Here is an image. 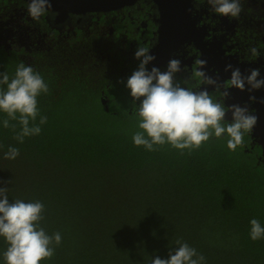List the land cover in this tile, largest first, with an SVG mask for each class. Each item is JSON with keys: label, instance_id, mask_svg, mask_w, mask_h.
I'll use <instances>...</instances> for the list:
<instances>
[{"label": "trees", "instance_id": "16d2710c", "mask_svg": "<svg viewBox=\"0 0 264 264\" xmlns=\"http://www.w3.org/2000/svg\"><path fill=\"white\" fill-rule=\"evenodd\" d=\"M13 3L0 0V17ZM23 55L0 46V72L11 78L23 62L42 76L49 92L37 106L47 122L18 143L19 125L4 128L0 112V187L10 202L43 203L39 226L61 234L41 264H151L177 240L204 264H264V238H250L253 218L264 226V166L259 148L244 147L247 133L235 151L215 136L191 151H148L133 143L137 119L118 83L98 80L70 51L34 52L32 62ZM9 146L19 149L14 160L4 158ZM7 247L0 237V264Z\"/></svg>", "mask_w": 264, "mask_h": 264}, {"label": "clouds", "instance_id": "9594fccd", "mask_svg": "<svg viewBox=\"0 0 264 264\" xmlns=\"http://www.w3.org/2000/svg\"><path fill=\"white\" fill-rule=\"evenodd\" d=\"M207 3L222 17L235 18L241 12L240 0H207ZM50 9V0H29L27 13L32 20H38ZM251 52L259 54L256 48ZM134 59L138 61L137 67L126 81L134 105L132 114L137 119L138 130L132 135L134 145L155 151L154 146L169 144L177 150L191 151L215 136L226 137L228 149L235 151L243 143L244 134L256 125L257 116L248 104H226V100L231 95L230 89L251 93L264 88V78L260 77L258 68L250 69L245 75L240 68L228 64L225 71L231 73L230 78L221 83L202 70L207 61L201 59L196 61L198 67L193 76L199 78L203 86L193 89L185 86L187 81L182 84L176 80L182 70L179 59H169L161 70L153 65L156 57L141 46L135 49ZM208 88L223 99H214ZM48 92L42 76L23 62L11 78L6 71L0 72V112L6 114L2 124L14 132L19 125L14 137L18 143H23L25 137L40 134L47 117L40 115L37 98ZM249 99L254 101L255 97ZM228 114L230 120L226 118ZM18 155L19 149L9 146L4 158L14 160ZM7 191V187H0V237L8 244L3 253L4 262L41 264L54 255V245L61 243V234L56 232L50 236L39 226L43 219V203L20 199L10 202ZM250 238L253 241L264 238V226L255 218L250 221ZM176 245L167 258L156 256L151 264H204L205 257L195 248L179 240Z\"/></svg>", "mask_w": 264, "mask_h": 264}, {"label": "flooded vegetation", "instance_id": "af4514ba", "mask_svg": "<svg viewBox=\"0 0 264 264\" xmlns=\"http://www.w3.org/2000/svg\"><path fill=\"white\" fill-rule=\"evenodd\" d=\"M13 1L11 12L0 17V33H3L0 34V46L6 51L23 50V56L31 62L34 52L49 55L70 51L72 59L95 71L98 80L118 83L119 90L131 103L126 81L138 64L134 59L137 46L148 48L156 57L153 65L161 70L165 69L169 59H179L182 70L176 80L182 84L187 81L185 86L193 89L203 86L199 78L193 76L198 67L196 61L201 59L207 61L202 70L221 83L230 78L231 73L225 71L228 64L240 68L245 75L250 69L264 70V0H240L241 12L235 18L214 13L207 0H192L190 21L194 23L195 33L185 41H176L161 50H157L161 13L152 0H138L132 6L100 13L87 11L65 15L48 10L38 20H32L28 15L25 0ZM252 48H256L259 54L253 55ZM109 89L106 85V90ZM208 91L214 99H223L212 88ZM229 91L231 95L226 104H234V93ZM99 99L104 110L108 111L109 95L103 88ZM253 103L244 98L235 104H248L255 114ZM133 108L134 105L131 111ZM226 118L230 120V114ZM247 134L248 142L244 147L246 150L255 146L259 148L258 160L264 166V147L253 137L252 131Z\"/></svg>", "mask_w": 264, "mask_h": 264}, {"label": "water", "instance_id": "95a60500", "mask_svg": "<svg viewBox=\"0 0 264 264\" xmlns=\"http://www.w3.org/2000/svg\"><path fill=\"white\" fill-rule=\"evenodd\" d=\"M29 3V0H25ZM138 0H50L51 9L57 10L61 14L82 12H108L119 10L125 6H132ZM161 13V28L159 35V45L157 50L175 44L176 41L185 39L194 34L193 22L190 21L192 0H152ZM260 77L264 78V70L260 71ZM234 96L232 102L237 103L238 99H249L254 96L253 107L256 109L254 115L257 116V123L252 129L253 137L259 140V144L264 147V88L241 92L237 89H230ZM106 102L103 101V104ZM107 110V109H106Z\"/></svg>", "mask_w": 264, "mask_h": 264}, {"label": "rangeland", "instance_id": "374dc122", "mask_svg": "<svg viewBox=\"0 0 264 264\" xmlns=\"http://www.w3.org/2000/svg\"><path fill=\"white\" fill-rule=\"evenodd\" d=\"M4 27V26H3ZM4 28H7V26H5ZM1 35L3 34V33H0Z\"/></svg>", "mask_w": 264, "mask_h": 264}]
</instances>
